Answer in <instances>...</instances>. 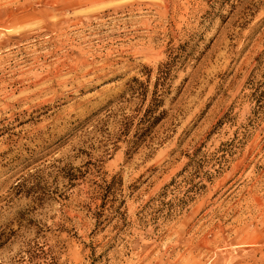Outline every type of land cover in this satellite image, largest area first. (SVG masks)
<instances>
[{
	"label": "rangeland",
	"instance_id": "374dc122",
	"mask_svg": "<svg viewBox=\"0 0 264 264\" xmlns=\"http://www.w3.org/2000/svg\"><path fill=\"white\" fill-rule=\"evenodd\" d=\"M0 264H264V0H0Z\"/></svg>",
	"mask_w": 264,
	"mask_h": 264
},
{
	"label": "trees",
	"instance_id": "16d2710c",
	"mask_svg": "<svg viewBox=\"0 0 264 264\" xmlns=\"http://www.w3.org/2000/svg\"><path fill=\"white\" fill-rule=\"evenodd\" d=\"M155 102H156V105H155L156 107H159V106L163 103V101H162L161 99H160V100L157 99V101H155ZM146 115H147V117L149 118V116H148L149 114H146ZM162 115H163V114H162ZM146 120H147V121H146ZM160 120H161V116L155 118V119H154V122L151 121V119H147V118H145V122H147V123H148V122H151L150 125H151V124L153 125V124L157 123V122L160 121Z\"/></svg>",
	"mask_w": 264,
	"mask_h": 264
}]
</instances>
